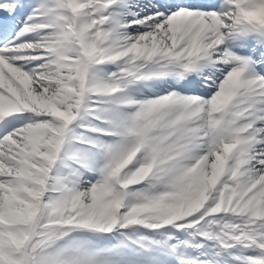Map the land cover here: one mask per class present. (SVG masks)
<instances>
[{"label":"snow or ice","instance_id":"1","mask_svg":"<svg viewBox=\"0 0 264 264\" xmlns=\"http://www.w3.org/2000/svg\"><path fill=\"white\" fill-rule=\"evenodd\" d=\"M0 264H264V0H0Z\"/></svg>","mask_w":264,"mask_h":264}]
</instances>
